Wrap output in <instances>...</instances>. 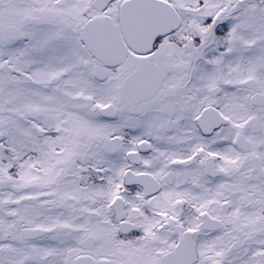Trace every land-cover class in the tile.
I'll list each match as a JSON object with an SVG mask.
<instances>
[{
	"label": "snow or ice",
	"instance_id": "obj_1",
	"mask_svg": "<svg viewBox=\"0 0 264 264\" xmlns=\"http://www.w3.org/2000/svg\"><path fill=\"white\" fill-rule=\"evenodd\" d=\"M0 264H264V0H0Z\"/></svg>",
	"mask_w": 264,
	"mask_h": 264
}]
</instances>
